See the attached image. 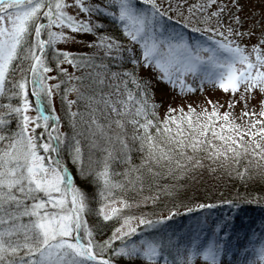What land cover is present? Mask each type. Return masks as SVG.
I'll return each mask as SVG.
<instances>
[{
  "label": "snow or ice",
  "instance_id": "1",
  "mask_svg": "<svg viewBox=\"0 0 264 264\" xmlns=\"http://www.w3.org/2000/svg\"><path fill=\"white\" fill-rule=\"evenodd\" d=\"M184 4L185 0H0V95L19 98L16 105H0L4 109L0 111V264H116V257L131 264H196L198 259L204 264H222L228 232L219 222L203 239L197 236L181 242L157 235L133 241L130 237L140 231L133 223L136 217L124 216L111 235L96 240L84 218L91 210L89 197L74 184L61 158L62 145L67 143L69 156L81 174H93L99 185L95 212L105 221L130 206L123 197L116 198L119 205L112 199L113 189L124 187L112 179L116 174L111 168L114 159L128 165L123 180L133 191L144 187L147 175H159L157 169L180 177L203 169L205 162L210 170L213 165L231 170L230 165L239 164L242 157H253L257 158L254 166L264 173V23L240 15L239 0H197L182 14ZM69 8L88 15L77 18ZM169 12L175 15L169 16ZM93 16L98 18L93 20ZM180 16L183 18L178 20ZM104 20L118 26L116 34L99 31ZM171 21L211 35L203 42L189 43L182 32L175 31L174 24L170 26ZM65 27L95 34L89 46L102 49L103 57L118 63L120 69L96 65L94 57L78 60L76 54L56 48L58 41L71 39ZM245 37L248 40L242 42ZM49 48L51 65L46 59ZM63 62L74 69H103L109 73V87L114 91L103 90V72L93 70L76 77L60 67ZM24 63L26 67L21 66ZM125 63L130 67H123ZM141 65H151L161 80L178 86L181 92L194 91L185 81L190 74L200 80L201 91L207 82L233 96L224 111L209 99L199 112L191 104L187 112L180 108L179 119L168 115L176 111L169 107L161 120L147 83L137 75ZM53 68L55 73L48 75ZM17 69L22 73L18 79ZM61 74L71 80L91 77L82 85L86 91L73 84L61 96L74 130L71 138L59 131L60 117L52 107L53 90L58 92ZM128 81L134 88H128ZM29 83L35 115L29 114ZM70 91L76 93V99H68ZM253 99L257 103L249 109ZM45 101L50 111L44 110ZM78 101H84V107L74 110L71 106ZM238 101L243 107L237 116L233 109ZM257 105L258 111L253 110ZM13 114L15 128L10 126ZM81 125H86L89 159L92 149L101 153L98 169L84 167L83 146L77 139L83 133L75 131ZM133 144L142 154L138 164L132 163L129 155ZM238 174L243 177L246 170L242 168ZM149 199L143 197V201ZM165 219L147 220L142 215L139 224L151 227ZM117 240L119 246L113 243ZM254 251L259 264H264V239Z\"/></svg>",
  "mask_w": 264,
  "mask_h": 264
},
{
  "label": "trees",
  "instance_id": "2",
  "mask_svg": "<svg viewBox=\"0 0 264 264\" xmlns=\"http://www.w3.org/2000/svg\"><path fill=\"white\" fill-rule=\"evenodd\" d=\"M87 2V0H86ZM97 2V1H93ZM169 0H164V3H168ZM203 3V0H200ZM157 3H160V0H157ZM197 3V0H185L184 7L181 8L182 14H187V6L194 5ZM194 12L198 10L194 9ZM175 15L174 12H169V16ZM98 17L93 16L92 19L95 20ZM183 16L178 17L177 19H182ZM189 20H192V17H189ZM104 27L100 28L99 31L107 32L111 34H116L118 31V26L112 24L109 20H104ZM195 23V21H193ZM175 25L176 32H182L184 38L189 42H203L206 40V36L201 32H194L190 27L185 28L182 25L176 23L175 21L170 22L171 25ZM198 27H202L197 24ZM46 38V36H45ZM85 57H94L95 64L99 65L101 63L106 64L109 70L118 71L120 65L114 63L110 58L103 57V50L96 49L95 47L89 46V53ZM81 58L80 60H82ZM21 66L26 67L27 63L22 64ZM123 67H130L129 64H123ZM95 70L96 72H103L105 76V83L103 86L104 91H114V87L110 88L109 84L112 82L109 77V73L104 71L99 67L86 68V67H77L73 68L74 74L76 77L86 75ZM19 69H17L16 74H18ZM137 75L147 83L149 92L151 94V101L157 105L155 111L158 114L159 119L163 120L164 115L162 113L167 111L169 107L176 110L175 112H169L168 115H176L177 119L180 118L181 113L179 112L180 108H183L187 112L188 108L180 107L176 109L175 104H169L166 106L161 113L162 108L165 106L157 97H155V92L152 88V80L142 74L141 66L137 72ZM16 78V75H15ZM122 79V77L120 78ZM60 87L57 93V106L58 112L57 115L60 117L61 125L64 129V133L67 134L69 138L73 135V128L69 123V117L67 115V106H62L61 96L64 89L71 88L73 84L80 87L81 91H86L82 85H85L90 82L91 77L81 81L68 79L67 76L61 75L60 78ZM119 79L117 80V83ZM128 88H134V85L131 81H128ZM9 90L11 88L9 87ZM121 95H123V86L120 88ZM69 100L76 99V93L70 91L67 93ZM33 101L34 98L31 96ZM16 101L15 97L9 98L7 94L0 95V105L5 103H11L13 105ZM213 102H218L220 106V111H224L228 107V102H219L213 100ZM84 101H78L77 103L72 104V108L75 110L78 107H84ZM35 104V101H34ZM45 104V102H44ZM206 105V103L199 102L196 105H192L195 108L196 112L201 111V109ZM211 108V105H207ZM47 108V105L45 104ZM243 107V104L237 102L234 106V113L238 116L240 109ZM48 109V108H47ZM44 109L45 111H48ZM0 111H4L3 108H0ZM164 114V113H163ZM79 123V117L76 118ZM10 126L15 128L16 118L13 114L10 119ZM86 125H81L75 129L76 132H82V135L77 136V139L80 140L83 150L85 151L88 147L87 132L84 131ZM129 143L132 144L131 140ZM95 149H92L93 151ZM99 150V149H96ZM129 155L132 157V163L138 164L139 158L142 155L137 151V146L132 145ZM61 158L64 163L69 167L71 161H69V153L67 143L62 145L61 148ZM257 158L250 157L248 159L241 158L239 164L224 166L222 168H217L214 165L211 166L210 170L209 165L205 162V167L203 169H198L195 172H190L186 176L175 177L174 175L165 174L166 170L157 169V172L160 174L157 176L147 175L144 180V187L142 189L137 188L135 191L127 187V182L123 180L124 169L128 167L126 163H121L120 160L114 159L111 163V168L114 173H116L112 179L119 181L124 184L123 188L113 189L112 199L117 197H123L125 201L130 202V206L127 207L126 212H123L122 216L124 217L126 213L131 212L136 215L144 216L147 220H155L157 217L164 216L163 214H169L170 211L175 209V212L171 216L167 217L161 223H154L151 229H140L139 232L134 233L130 239L133 241L140 239L142 236L144 238H151L152 236L163 235L166 238L172 236L174 239H178L181 242H188L192 238L199 236L200 239H203L205 236L211 234L212 227L219 223L224 224L228 233L235 234L236 231H239L245 227L247 219L253 217V211L256 207H264V173H262L259 166H254L256 164ZM244 168L246 174L241 177L238 173L240 169ZM70 171L74 177V183L76 184L77 175L74 171V167H70ZM92 174L86 175L84 178L79 179L80 188L88 195L89 197V208L91 209L85 214V219L87 220L89 226L93 229L96 240H103L111 235L112 230L118 226L120 223L119 220H122V216L110 217L108 221L103 220L102 217H99L95 209L98 204V199L95 198V194L98 191V183L94 181ZM143 197H150L148 201H143ZM231 201L232 203H227ZM204 205V207H196V205ZM209 205H211L209 207ZM189 211H185V209ZM232 215V217H231ZM245 217H248L247 219ZM119 222V223H118ZM142 228V227H141ZM238 233V232H237ZM223 233H221L222 235ZM115 245L119 246L121 241L117 240L113 242ZM116 264H131L130 261L116 257Z\"/></svg>",
  "mask_w": 264,
  "mask_h": 264
},
{
  "label": "rangeland",
  "instance_id": "3",
  "mask_svg": "<svg viewBox=\"0 0 264 264\" xmlns=\"http://www.w3.org/2000/svg\"><path fill=\"white\" fill-rule=\"evenodd\" d=\"M100 2V0H93ZM86 2V0H85ZM239 3L241 5V10L239 12L240 15L243 17L249 18V21L255 20L259 23H264V21L261 20V13H264V0H239ZM68 11L70 13L75 12L77 14V18L80 17H86L88 14L79 12L78 9L69 8ZM249 28H251V23H249ZM65 32L68 33V35L71 37V39L58 41L56 43V48L65 49L68 50L74 54H76V58L80 60L86 54L89 53V42L94 41L96 39L95 34L93 33H87V32H74L72 30L67 29L66 27L63 29ZM256 31L258 32L259 29L257 28ZM202 33L206 35H211V33L205 34L203 31ZM46 36V33L44 34ZM248 38L245 37L244 41H247ZM253 42L255 40V37L252 38ZM46 59L48 63L52 64V51L51 49L46 50ZM24 67V66H22ZM60 67L67 69V73L69 75L74 74L73 66L67 62H63L60 64ZM141 71L142 74L152 80V88L154 90L155 97L159 99L161 102L165 104V106L162 108L161 113L163 112L164 108L168 106L169 104H175L176 109L180 107H187L188 105H196L199 102L206 103L209 99L212 101H219V102H228L229 97L233 96L231 92H225L221 90L218 86L214 84H209L205 82L203 84V91H201V83L198 78L194 79L190 74L185 76L186 83L192 84V87L194 91H185L181 92L178 86H173L172 84L168 83L165 80H161L159 78V74L157 71L149 65L148 67H144L141 65ZM55 73V68H53V71L48 73V75H53ZM16 78H20L22 76V73L18 72L16 74ZM63 75V74H61ZM58 78H60V76ZM49 83H56L54 80H50ZM31 89L32 85L31 83L28 84V92H29V101L32 104V108L29 109L30 115H35V97L34 101L31 97ZM54 95L52 97V107L55 108L56 114L58 110L57 106V90H53ZM236 96L239 95V93L235 94ZM15 97V96H13ZM16 101L14 104L19 103V98L15 97ZM239 102V101H238ZM256 99H253L251 103L249 104V109H252L253 105H256ZM45 104L47 105V108L45 107ZM45 104L43 105L44 109H47L50 111L49 105L47 101H45ZM258 111V105L256 109ZM164 111L162 113V116L165 115ZM259 119V117H257ZM59 131L63 132L64 129L61 125V122L59 124ZM84 153V167L85 169L89 168L90 166L93 168L98 169L99 168V160L101 157V153L99 150H93L91 151V159H89V148H87ZM70 157V156H69ZM71 161V165L67 167L69 174L73 177L72 172L70 171V167H74V171L77 175V180L84 178L86 175H82L79 171L76 164L73 163L71 158L69 159ZM67 166V165H66ZM92 174V173H90ZM93 175V174H92ZM93 177V176H92ZM76 181L77 187L80 188L79 182ZM74 182V180H73ZM75 184V183H74ZM116 200V204L119 205L120 200ZM127 207L120 209L118 216H122L124 214L123 212H126ZM254 216L245 217L247 219L245 227L243 229L236 231L235 234L228 233V236L226 238V246L224 254L221 257L222 264H259V261L257 259V255L254 251V247H258L261 239H264V207L258 206L253 211ZM164 216H169V214H163ZM125 216H134L136 217V220L133 221V223L140 229H151V227H146L144 225L139 224V216L128 212ZM163 216V217H164ZM232 217V215H231ZM123 220V216H122ZM122 220H119L120 223H122ZM118 222V223H119ZM119 223V224H120ZM142 227V228H141ZM238 232V233H237ZM119 235V233H117ZM223 235V234H222ZM196 264H204L202 260H197Z\"/></svg>",
  "mask_w": 264,
  "mask_h": 264
}]
</instances>
